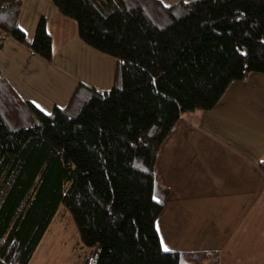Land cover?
<instances>
[{
  "label": "trees",
  "instance_id": "obj_1",
  "mask_svg": "<svg viewBox=\"0 0 264 264\" xmlns=\"http://www.w3.org/2000/svg\"><path fill=\"white\" fill-rule=\"evenodd\" d=\"M24 1L0 0V49L12 37L50 63L47 19L28 41ZM51 1L116 58L115 83L80 82L45 113L0 69V264H29L62 206L91 248L78 264H219L218 251L163 248L157 161L183 113L212 110L231 83L264 74V0Z\"/></svg>",
  "mask_w": 264,
  "mask_h": 264
},
{
  "label": "crops",
  "instance_id": "obj_2",
  "mask_svg": "<svg viewBox=\"0 0 264 264\" xmlns=\"http://www.w3.org/2000/svg\"><path fill=\"white\" fill-rule=\"evenodd\" d=\"M162 1L171 4L179 0ZM42 16L52 37V62L12 37L5 39L0 49V69L19 95L50 113L55 106L68 104L80 82L110 90L115 83L116 58L85 43L77 21L63 15L51 0L24 1L19 25L27 40H33ZM237 82L231 83L227 92ZM261 88L264 90V84ZM217 108L221 114L226 112L234 121H241L243 130L238 133L244 140L264 130V93L245 99L225 94L209 111ZM200 111L194 112L196 118L189 112L181 116L157 161L159 186L168 192L156 222L162 246L165 243L172 251H218L219 264H264V173L259 168L264 147L249 152L246 142L243 149L219 142L225 157L216 170L207 153L212 157V152H218L203 147L205 138L200 137L210 138L216 128L226 134L236 131L214 119L209 123V112ZM191 149L205 155L206 164L193 158Z\"/></svg>",
  "mask_w": 264,
  "mask_h": 264
},
{
  "label": "rangeland",
  "instance_id": "obj_3",
  "mask_svg": "<svg viewBox=\"0 0 264 264\" xmlns=\"http://www.w3.org/2000/svg\"><path fill=\"white\" fill-rule=\"evenodd\" d=\"M236 84L237 86L235 88H237L238 86L239 87L237 89L231 88L228 92L226 91V96H240L245 99L247 97L253 96L255 93H257L258 95H262L264 93V90L261 88L264 84V74L257 72L250 73L245 78V80L238 81ZM259 84H261V86H259ZM194 112L198 113L202 111L195 110L190 111L189 113ZM205 112H209L207 113V119L209 123H211L214 119L216 123H220L223 127L228 128V130L236 131L226 134L224 131H221L220 128H216L215 131L211 130L210 138L209 135H206V137H200L205 138L201 142V145L203 147H212L218 152H212V157L210 156L211 152L208 151L207 153L208 156L213 160V164L216 170L217 166L219 167L220 165V160L225 157L224 152L219 149V142L223 143L224 141H227L229 145L233 144L239 149H243V145H245L244 142H246L247 146L245 148H247L249 152H255L257 147H264V130H261L257 134L255 133L253 136H245L244 140L242 138L243 134L238 133L239 130H243V126L240 120L234 121L231 116L227 115L226 112L221 114L218 108L215 111L208 110ZM197 113H194L195 118L197 116ZM215 117H217V120L215 119ZM201 122L203 123V119H201ZM190 127L194 128L192 126ZM245 128L251 130L256 129L250 126H246ZM261 129H264V127ZM179 132L180 130L177 132L178 139L179 142L182 143V138L180 137L181 135L179 134ZM192 144L197 145V142H194ZM194 150L195 149H191L193 158H195L200 163L206 164V156H202V154H199L198 151L194 152ZM165 245L166 244L164 243V249ZM167 248L171 249L169 246H167ZM90 250L91 248L83 244L79 231L71 214L64 208V206H62L55 216L53 222L51 223L49 229L45 233L40 244L38 245L37 250L35 251L29 264H78L85 258H88L91 252ZM94 259H92L91 262L94 261Z\"/></svg>",
  "mask_w": 264,
  "mask_h": 264
},
{
  "label": "snow or ice",
  "instance_id": "obj_4",
  "mask_svg": "<svg viewBox=\"0 0 264 264\" xmlns=\"http://www.w3.org/2000/svg\"><path fill=\"white\" fill-rule=\"evenodd\" d=\"M165 250H168V249H167V245H165Z\"/></svg>",
  "mask_w": 264,
  "mask_h": 264
}]
</instances>
